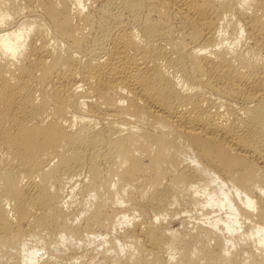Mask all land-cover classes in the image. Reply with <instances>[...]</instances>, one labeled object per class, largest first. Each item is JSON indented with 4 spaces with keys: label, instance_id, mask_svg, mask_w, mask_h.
<instances>
[{
    "label": "bare ground",
    "instance_id": "bare-ground-1",
    "mask_svg": "<svg viewBox=\"0 0 264 264\" xmlns=\"http://www.w3.org/2000/svg\"><path fill=\"white\" fill-rule=\"evenodd\" d=\"M123 223L108 264H264V0H0V264Z\"/></svg>",
    "mask_w": 264,
    "mask_h": 264
},
{
    "label": "rangeland",
    "instance_id": "rangeland-1",
    "mask_svg": "<svg viewBox=\"0 0 264 264\" xmlns=\"http://www.w3.org/2000/svg\"><path fill=\"white\" fill-rule=\"evenodd\" d=\"M78 188L79 186L76 187L74 192L77 193ZM79 197L80 196L78 194L75 195V199L77 201L74 203V205H72V208L75 209V211H76V208H79L81 206L78 203ZM121 205L123 206L125 205V203L120 204V206ZM135 214H137L136 217L138 220H148V218L150 219L152 217L149 213L140 215L138 212H135ZM188 214L190 215V213ZM185 215L187 218V212H182L181 214L176 215L177 218L175 217L176 218L175 222L171 223L173 227L179 228L178 229L179 232L182 231V227L184 226V224H182L181 221L179 220L181 217H185ZM191 218L193 221H198L197 218L195 219V217L188 216V220H191ZM169 219L170 218L168 217L164 221L165 225H168ZM72 220L73 219H71L70 222H72ZM80 222H81L80 217H77V218L75 217L72 223L73 225H77ZM192 222L187 221V224L192 225ZM117 226L119 228H116ZM117 226L115 227L116 229L111 228L109 232L104 231L101 235H98L96 237L93 236L95 237V239H89L88 237L87 239L85 238L86 239L85 241L84 239H81V241L79 239L78 242H80L79 243L80 245L77 247H73L70 244H67L70 246L69 247L67 245H64V243H61V242L58 244H53V247L56 248L54 255H52L54 251L51 254H49L50 252L47 253V251L45 250H40L37 254V262L40 263L44 260H49L50 262L48 263L50 264H108L110 261V256H114V251L110 247L111 243L107 239L110 238V235H112L111 237H118L119 239L120 234L123 233L126 228L131 227V223H123ZM34 243L35 242H33V244ZM176 255L178 256L179 254H176ZM121 256L123 257L127 256V251L126 250L121 251ZM11 258L9 257V260ZM5 260H8V258L4 259L2 262H4ZM12 260L15 261L14 258L11 259V261ZM5 262L2 264H6V263L9 264L8 261L6 263ZM37 262L36 263L32 262L30 264H37Z\"/></svg>",
    "mask_w": 264,
    "mask_h": 264
}]
</instances>
